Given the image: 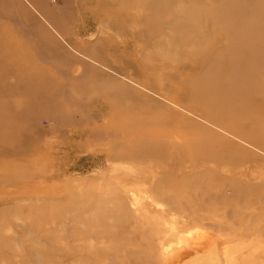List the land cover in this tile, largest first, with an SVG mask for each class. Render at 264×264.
<instances>
[{
  "label": "rangeland",
  "instance_id": "rangeland-1",
  "mask_svg": "<svg viewBox=\"0 0 264 264\" xmlns=\"http://www.w3.org/2000/svg\"><path fill=\"white\" fill-rule=\"evenodd\" d=\"M259 2L0 0V264H264Z\"/></svg>",
  "mask_w": 264,
  "mask_h": 264
},
{
  "label": "bare ground",
  "instance_id": "bare-ground-1",
  "mask_svg": "<svg viewBox=\"0 0 264 264\" xmlns=\"http://www.w3.org/2000/svg\"><path fill=\"white\" fill-rule=\"evenodd\" d=\"M236 2H237V0H236ZM235 4V3H234ZM233 8H236V7H233ZM233 8H231L230 10H229V12L226 14V13H223L222 15H221V17L220 18H222V21H224L225 23L224 24H227V21H226V19L228 18V16H229V13H234L233 15L234 16H236V11H234V12H232L233 11ZM257 10H260L259 12H257V14L258 15H264V0H261V2H259V4H258V6H257ZM209 11V10H208ZM239 14V13H238ZM195 16V15H194ZM193 16V14H192V17L193 18H195V20H196V17H194ZM254 16V15H253ZM191 16H189V18H190ZM239 17V16H238ZM216 18V17H215ZM218 18V17H217ZM260 18V17H259ZM258 18V19H259ZM219 20V19H218ZM188 24H189V26H190V23H189V20H188V22H187ZM227 26V25H226ZM224 27L225 28V31H226V33L228 34V31L229 30H231V29H229L228 31H227V27ZM190 29V28H189ZM229 35V34H228ZM198 54V53H197ZM197 54H194L193 55V57H197ZM237 61V62H236ZM233 63V65H231ZM247 63V61H242V59H239L238 57H237V60L235 59V57L233 56V57H231V63H230V65L232 66L231 68H227L226 66H225V68H224V74H223V82H220L219 84H217V86H219V87H217L216 86V88H215V85H213L214 86V90L215 91H218V90H220L221 91V89H222V91L225 93V94H236V95H241V96H239V99L238 100H236L237 101V106L240 108L239 110L240 111H242L241 109L243 108V110L245 111L246 110V108H245V106H247V104H244L243 102H244V96H242V94H247V95H251L252 93H255V92H257V91H262V92H264V74H253V73H250V75H249V78L251 79V80H249V84L250 85H248V83H244V81H243V77H241V76H235V75H233V68L234 67H236V64H246ZM210 78L211 77H216V79H218L217 78V73H216V70L215 71H213V72H211L209 75H208ZM207 76V77H208ZM209 78V79H210ZM208 79V78H207ZM207 79H206V82H207ZM208 79V80H209ZM212 80V79H211ZM215 80V79H214ZM213 81V80H212ZM217 81V80H216ZM222 81V80H221ZM205 82V83H206ZM215 82V81H214ZM233 83V84H232ZM215 84V83H214ZM210 87H212V85H210ZM209 87V88H210ZM207 88V87H206ZM208 88V89H209ZM195 91V90H194ZM241 97V98H240ZM225 98V97H224ZM222 102H223V104L224 105H226V104H228L227 102L228 101H225L224 99H222ZM231 106V105H230ZM224 107V106H223ZM224 109V108H223ZM251 109V108H250ZM247 110H249V109H247ZM247 112V111H246ZM245 113V112H244ZM242 116V118H243V114H241ZM245 116L247 115V113H245L244 114ZM258 115V114H257ZM263 119V118H262ZM242 120H244V119H242ZM245 121V120H244ZM243 122V121H242ZM251 123V122H250ZM258 123V122H257ZM260 123H263V122H260ZM242 124V123H241ZM232 125V124H231ZM245 126V125H244ZM242 127V126H241ZM258 127V126H257ZM242 128H244V127H242ZM229 129V128H228ZM260 130V132H262V134L264 135V123L260 126V128H259ZM239 130V129H238ZM235 132H236V128H235V130H234ZM238 133H239V131H238ZM244 133H246V132H244ZM249 133V132H248ZM254 133V132H253ZM252 136V135H251ZM215 137H217V136H215ZM214 137V138H215ZM259 137V136H258ZM250 138V137H249ZM213 139V138H212ZM252 139V138H251ZM197 140H198V137H196V136H194L193 135V138H191V144L186 148V151H184V153L185 154H187L190 158H192V159H199V160H201L200 162L201 163H199L200 165H203V164H211V165H215V163H213L212 161L214 160V157H217V156H215L214 155V150L216 149V148H218L217 150H219L220 148L219 147H216L212 142H210L211 140H207V143L206 144H204V145H200L199 143H197ZM216 140H218V139H216ZM249 140V139H248ZM253 140V139H252ZM262 141H264V140H262ZM216 142V141H215ZM255 143H256V141H255ZM225 151V150H224ZM226 153V152H225ZM224 153V154H225ZM227 155V154H226ZM216 170V169H215Z\"/></svg>",
  "mask_w": 264,
  "mask_h": 264
}]
</instances>
